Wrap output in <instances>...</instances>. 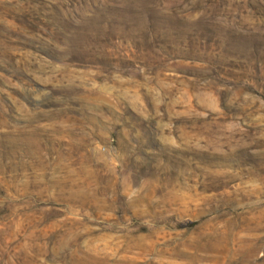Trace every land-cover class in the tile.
<instances>
[{
	"label": "rangeland",
	"instance_id": "obj_1",
	"mask_svg": "<svg viewBox=\"0 0 264 264\" xmlns=\"http://www.w3.org/2000/svg\"><path fill=\"white\" fill-rule=\"evenodd\" d=\"M0 264H264V0H0Z\"/></svg>",
	"mask_w": 264,
	"mask_h": 264
}]
</instances>
